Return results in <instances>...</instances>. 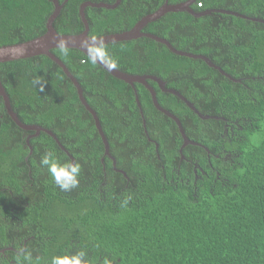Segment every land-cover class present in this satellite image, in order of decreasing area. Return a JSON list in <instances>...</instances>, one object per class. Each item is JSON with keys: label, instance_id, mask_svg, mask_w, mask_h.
<instances>
[{"label": "trees", "instance_id": "1", "mask_svg": "<svg viewBox=\"0 0 264 264\" xmlns=\"http://www.w3.org/2000/svg\"><path fill=\"white\" fill-rule=\"evenodd\" d=\"M84 1L115 2L67 0L53 21L58 33L84 29L79 14ZM164 2L121 0L114 9L86 7L88 34L129 30ZM192 8L264 19V0H196ZM53 9L51 0H0V46L43 34ZM142 31L165 38L177 50L205 55L239 79L232 81L204 60L175 54L146 36L105 44L119 70L155 75L199 112L218 117L199 118L149 80L158 103L179 118L187 137L210 150L208 161L204 149L183 148L186 156L197 150L193 156L202 172L196 185L190 165L179 163L182 138L175 122L154 107L143 86L135 90L157 151L144 133L128 83L87 63L79 49L69 48L67 56L52 50L82 87L121 173L108 158L102 162L104 146L94 120L57 63L43 54L0 63L1 83L20 121L51 130L82 166L79 186L61 191L39 160L46 151L61 162L69 156L48 133L32 136L33 130L20 128L0 96V153L13 157L11 169L0 175V249H13L0 253V264H21L17 250L22 247L31 251V264H49L54 255L79 250L87 252L90 264L104 259L110 264H264V23L177 11ZM37 79L43 92L34 84ZM225 123L230 124L226 134ZM166 141L171 157L165 154ZM228 149L234 152L226 158Z\"/></svg>", "mask_w": 264, "mask_h": 264}, {"label": "water", "instance_id": "2", "mask_svg": "<svg viewBox=\"0 0 264 264\" xmlns=\"http://www.w3.org/2000/svg\"><path fill=\"white\" fill-rule=\"evenodd\" d=\"M51 1L53 3L54 9H53L52 14L49 16V18L46 22V26H45L46 31L43 34H41L35 38H32L30 40L24 41V42L0 46V63L12 61V60H17V59L28 58V57H32V56H36V55H40V54L48 56L52 61L57 63L62 68L64 73L67 75V77H69V79L72 81L74 87L77 90L78 98H79L80 102L82 103V105L92 115L95 126L98 130V133H99L101 140L103 142V145H104V154H106L108 156H110L108 142H107V139L102 132V128L100 126V122H99V119L97 117L96 112L87 103V101L83 95L82 87L80 86L79 82L69 72L67 67L61 61V59H59L52 52L53 49L57 48L58 42H66V44L69 48L79 49L88 56L89 52L87 51V46L90 45L91 43L95 42V41L103 40L104 44H107L110 42L126 41V40L136 39V38H139L142 36H146L148 38H151L157 42H160V43L166 45V47L170 51L174 52L175 54L191 57L194 59H202L209 66L218 70L221 74L225 75L226 77H228L232 81L238 82L239 79H235L232 76H230L229 74L225 73L219 66L215 65L205 55L192 54L190 52H184V51L177 50L165 38L159 37V36L154 35L152 33L143 32L142 28L147 23H150V22L157 20L158 18H160L162 15H164L167 12H177V11H186V12H188V13L192 14L193 16H196V17H199L201 15H206V14H209L211 12L225 13L228 15H235V16H239V17H242L245 19L252 20V21H256V22L260 21V22L264 23V19H260V18H256V17H249L247 15L238 13L236 11H231V10L211 9V10H203V11H198V12L194 11V9L192 8V5L196 0H186V1L174 3V4L168 3V0H165V2L159 8H157L154 12H151V13L144 15L129 30L119 32V33H111V34L101 35V36H91L88 34L89 33V24H88L87 19L85 17V13H84L85 8L86 7H95V8L114 9L119 5L121 0H115V2L112 4L106 3V2L84 1L79 6V14H80L81 21L84 25V29L81 32L76 33V34H65V33L61 34V33H58L56 31V29L53 27V21H54L55 17L59 14L62 6L67 2V0H63V2H61V3H59L58 0H51ZM97 64L101 65L105 70H107L115 78L121 79V80L125 81L126 83L132 85L133 87H134V83H141L144 85H148L147 80H153L154 82L157 83V85L159 86V88L161 90L168 92V93H171V94L177 96L180 100H182L186 104L187 107H189L195 114H197V116L199 118H201V119H209V118L216 119V118H218L216 116L202 114L201 112H199L198 109L194 106V104L192 102H190L186 97H184L182 94H180L177 90H175L173 88H167L165 86V82L155 75L131 74V73L123 72V71L119 70L118 68L108 69L101 63H97ZM147 88L150 91L154 107L157 110L164 113L169 118H171L175 122V124L177 125L178 131H179V133L182 137V140H183L181 148L179 151L181 152L182 148L188 144L202 146L199 143L194 142L193 140H191L187 137V135H186V133H185V131L181 125L179 118L176 115H174L172 112L163 108L158 103L155 92L151 86H148ZM0 96L3 99L4 108H5L6 112L8 113V115L11 117V119L20 128H22L23 130L35 131V133L32 136L38 135L41 131H44V132L50 134L52 137L55 138L59 147L66 152V154L69 156L70 160L74 161V158L72 157V155L60 143V141L56 138V136L50 130H48V129L40 126V125L25 124V123H22L20 121L16 112L11 107L8 94L6 93L5 88L1 83V80H0ZM135 100H136L137 106L140 110L141 117H142L144 132H145L148 140L151 141V139L148 137V133H147V130L145 127L146 126L145 125V119H144V115L142 113L140 101L138 99L137 94H135ZM27 141H28V139H27ZM155 149L156 150L158 149V144H155ZM205 149L207 150L206 147H205ZM158 157H159V155H158ZM117 171L122 172V170H117Z\"/></svg>", "mask_w": 264, "mask_h": 264}, {"label": "clouds", "instance_id": "3", "mask_svg": "<svg viewBox=\"0 0 264 264\" xmlns=\"http://www.w3.org/2000/svg\"><path fill=\"white\" fill-rule=\"evenodd\" d=\"M57 48L62 55H69V47L67 46L66 42H58ZM87 51L89 52L86 60L87 63L93 65L101 63L108 69L116 68V61L110 55L103 40H98L88 45ZM34 84L39 86V91H44V85L39 79L35 80ZM151 142L154 143V147L155 144H158L152 139ZM39 165L42 169H45L48 172L53 183L61 191H71L79 186L82 170V166L79 162L71 160H64L61 162L54 152L46 151L41 155ZM17 260L20 261L21 264H31L33 260L31 251L27 248H19L17 250ZM49 264H90V261L88 259L87 252L85 250H79L71 254L54 255L51 257ZM103 264H110V261L108 259H104Z\"/></svg>", "mask_w": 264, "mask_h": 264}, {"label": "flooded vegetation", "instance_id": "4", "mask_svg": "<svg viewBox=\"0 0 264 264\" xmlns=\"http://www.w3.org/2000/svg\"><path fill=\"white\" fill-rule=\"evenodd\" d=\"M148 81V85H144V84H141V83H134V88H133V86H131L130 84V86L133 88V90H135V85H141V86H143V88H145L148 92H149V94H150V91H149V89L147 88L148 86H151L150 84H149V80H147ZM152 82H154L153 80H151ZM156 85H157V83L156 82H154ZM158 86V85H157ZM165 86H166V83H165ZM152 88H153V86H151ZM158 88H159V86H158ZM154 89V88H153ZM161 90V89H160ZM155 91V90H154ZM164 92V91H163ZM134 93H136L137 94V92H136V90H135V92ZM156 93V92H155ZM156 95V94H155ZM150 98H151V94H150ZM151 101H152V98H151ZM152 104H153V102H152ZM220 117H223V116H220ZM236 123V121L234 122V124ZM229 123H225V134L227 133V127H229ZM231 128V127H230ZM232 129V128H231ZM230 129V130H231ZM232 133V132H231ZM31 136V135H30ZM29 136V137H30ZM230 136V135H229ZM27 141V140H26ZM187 146V145H186ZM185 146V147H186ZM196 146H198V147H200V148H202V149H204L205 150V152H206V156H207V158H208V161L210 160V150L208 149V147H207V150L205 149V148H203L202 146H199V145H196ZM185 147H183V148H185ZM170 147H169V143L166 141L165 142V149H166V151H165V154H167L168 156H173V154H172V152H171V150L169 149ZM182 148V149H183ZM179 151V150H178ZM183 151V150H182ZM195 152H197V150H194V151H192V152H190L189 153V156H186V155H184L182 152H180L179 151V154H180V156H179V163H182V162H185V163H188L190 166L188 167V169L189 168H191V170H192V173H194V177H193V181H192V184H193V186H195L196 185V183H197V180L199 179V176L197 175V169H196V165H194V162L192 161V159H197L196 157H194L193 156V154L195 153ZM223 152H224V156L227 158V157H231L232 155H233V152H234V150H232V149H228V150H223ZM219 155V152L218 153H216L215 154V156L217 157ZM104 157H106V158H108L110 161H111V164H112V166H113V156L110 154V156H108V155H106V154H104L103 153V157L101 158V160H102V162H103V160H104ZM112 157V158H111ZM192 158V159H191ZM113 168H114V170L116 171V172H118L117 171V168L116 167H114L113 166ZM177 176H179V172L177 171ZM178 180L181 182V183H187L188 182V179H185V180H183V177H179L178 178ZM6 249H9V250H12L13 248L12 247H8V248H3V249H0V253L2 254H4V252L6 251ZM3 256H5V255H3Z\"/></svg>", "mask_w": 264, "mask_h": 264}, {"label": "rangeland", "instance_id": "5", "mask_svg": "<svg viewBox=\"0 0 264 264\" xmlns=\"http://www.w3.org/2000/svg\"><path fill=\"white\" fill-rule=\"evenodd\" d=\"M223 119V117H220ZM209 119H212V118H209ZM176 125V124H175ZM182 138V137H181ZM183 141V140H182ZM151 142V141H150ZM198 143V142H197ZM200 145H202L204 148L206 146H204L203 144L199 143ZM182 145V143H181ZM59 146V145H58ZM193 146H196V145H193ZM181 148V146H180ZM179 148V149H180ZM207 148V147H206ZM73 157V156H72ZM192 159V158H191ZM13 160V157L12 156H3L1 153H0V175H3L4 173L8 172L10 169H11V161ZM75 161V160H74ZM192 161L194 162V165H196V169H197V175H198V171L202 172L201 168L198 166L197 164V160L196 159H192ZM113 166L116 167V160L115 158L113 157ZM199 176V175H198Z\"/></svg>", "mask_w": 264, "mask_h": 264}, {"label": "bare ground", "instance_id": "6", "mask_svg": "<svg viewBox=\"0 0 264 264\" xmlns=\"http://www.w3.org/2000/svg\"><path fill=\"white\" fill-rule=\"evenodd\" d=\"M125 82V81H124ZM132 86V85H131ZM134 88V87H133ZM153 89V88H152ZM154 90V89H153ZM163 91V90H162ZM134 92H135V90H134ZM155 92V91H154ZM165 92V91H164ZM136 94V93H135ZM86 109V108H85ZM87 110V109H86ZM92 116V115H91ZM100 122V121H99ZM95 124V123H94ZM100 126H101V124H100ZM96 127V126H95ZM47 129V128H46ZM97 129V128H96ZM49 130V129H48ZM51 131V130H50ZM52 132V131H51ZM97 132H98V130H97ZM102 132H103V130H102ZM34 133H35V131H34ZM53 133V132H52ZM54 134V133H53ZM99 134V133H98ZM104 134V133H103ZM31 135H33V134H31ZM50 135V134H49ZM55 135V134H54ZM100 136V135H99ZM105 136V135H104ZM57 138V137H56ZM101 138V137H100ZM55 139V138H54ZM102 141V140H101ZM108 142V141H107ZM57 143V142H56ZM103 143V142H102ZM104 146V145H103ZM108 146H109V144H108ZM117 170H119V169H117ZM118 172H120V171H118ZM122 173V172H121Z\"/></svg>", "mask_w": 264, "mask_h": 264}, {"label": "built area", "instance_id": "7", "mask_svg": "<svg viewBox=\"0 0 264 264\" xmlns=\"http://www.w3.org/2000/svg\"><path fill=\"white\" fill-rule=\"evenodd\" d=\"M197 5H198V6H200V5H201V3H199V2H198V3H197Z\"/></svg>", "mask_w": 264, "mask_h": 264}]
</instances>
